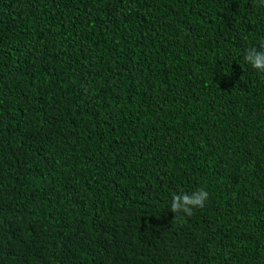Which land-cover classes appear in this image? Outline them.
Segmentation results:
<instances>
[{"label":"trees","instance_id":"trees-1","mask_svg":"<svg viewBox=\"0 0 264 264\" xmlns=\"http://www.w3.org/2000/svg\"><path fill=\"white\" fill-rule=\"evenodd\" d=\"M262 45L260 0H0V264H264Z\"/></svg>","mask_w":264,"mask_h":264},{"label":"clouds","instance_id":"clouds-1","mask_svg":"<svg viewBox=\"0 0 264 264\" xmlns=\"http://www.w3.org/2000/svg\"><path fill=\"white\" fill-rule=\"evenodd\" d=\"M264 5V0H260ZM264 48V45L261 46ZM244 61L249 64L254 70L264 73V50L257 48H249L244 55ZM209 198L207 190L200 188L192 194H181L172 196L171 212L174 214L183 213L187 216L193 215V210L203 208Z\"/></svg>","mask_w":264,"mask_h":264}]
</instances>
